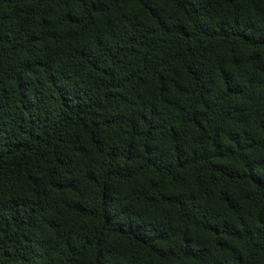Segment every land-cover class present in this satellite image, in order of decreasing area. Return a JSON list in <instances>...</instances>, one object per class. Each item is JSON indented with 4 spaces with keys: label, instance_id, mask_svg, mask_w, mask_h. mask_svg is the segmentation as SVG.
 Segmentation results:
<instances>
[{
    "label": "trees",
    "instance_id": "obj_1",
    "mask_svg": "<svg viewBox=\"0 0 264 264\" xmlns=\"http://www.w3.org/2000/svg\"><path fill=\"white\" fill-rule=\"evenodd\" d=\"M0 264H264V0H0Z\"/></svg>",
    "mask_w": 264,
    "mask_h": 264
}]
</instances>
